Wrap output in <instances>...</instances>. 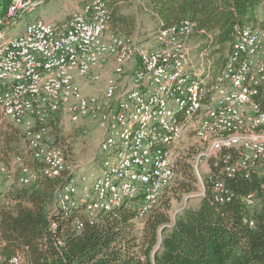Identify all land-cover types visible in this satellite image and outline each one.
Returning a JSON list of instances; mask_svg holds the SVG:
<instances>
[{
  "label": "built area",
  "instance_id": "2783aa9c",
  "mask_svg": "<svg viewBox=\"0 0 264 264\" xmlns=\"http://www.w3.org/2000/svg\"><path fill=\"white\" fill-rule=\"evenodd\" d=\"M44 2L10 0L0 14V111L24 140L11 160L18 184L58 181L51 214L68 215L82 205L91 223L137 198L139 214H147L174 178L171 148L186 132L201 146L193 164L200 198L204 159L218 170L209 169L206 177L219 204L233 198L224 178L262 172L264 22L234 27L227 58L208 83L200 79L208 69L191 61L188 43L196 31L187 19L157 30L148 49L112 32L106 2L91 0L64 24L37 20L6 36L16 20ZM82 81L101 86L87 94ZM59 116L91 122L100 131L98 176L76 177L63 150L45 143L49 122ZM0 173L10 176L4 165ZM242 200L250 205L253 195ZM74 227L79 230L82 221ZM0 264L25 262L18 254H0Z\"/></svg>",
  "mask_w": 264,
  "mask_h": 264
},
{
  "label": "trees",
  "instance_id": "16d2710c",
  "mask_svg": "<svg viewBox=\"0 0 264 264\" xmlns=\"http://www.w3.org/2000/svg\"><path fill=\"white\" fill-rule=\"evenodd\" d=\"M9 1L0 0V14ZM143 1L159 23L157 30L191 21L200 41L198 50L207 57L224 52L234 27L253 24L258 9H264V0ZM106 4L110 30L129 37L134 19L118 15L116 2ZM223 59L219 56L217 61ZM221 68L211 78L203 74L200 79L213 82ZM19 133L13 126L3 133L0 162L21 154ZM212 164L210 169L216 173ZM180 168L185 177H191L188 166ZM223 181L233 193L230 202L214 201L212 182L205 176L198 207L183 210L168 227L165 210L139 214L141 198L98 214L91 223L82 205L68 215L51 214L57 180L29 185L16 180L5 194L6 201H0V254L6 258L19 254L25 264H264V169L249 179L237 174ZM189 183L182 187L184 191H192L194 179ZM248 194L253 195L250 205L242 200ZM141 218L143 226L138 230L134 222ZM76 220L82 221L79 230L74 227Z\"/></svg>",
  "mask_w": 264,
  "mask_h": 264
},
{
  "label": "rangeland",
  "instance_id": "374dc122",
  "mask_svg": "<svg viewBox=\"0 0 264 264\" xmlns=\"http://www.w3.org/2000/svg\"><path fill=\"white\" fill-rule=\"evenodd\" d=\"M91 0H45L44 4L37 10L30 14L23 15L16 20L13 27H11L6 36L13 37L21 33L24 26L28 23L43 20L55 24H64L68 22L71 15L82 6V4ZM111 3L116 2L118 8V15L122 17L133 18L135 26L129 37L144 48H153L154 34L158 29V21L154 14H152L146 7L143 0H105ZM264 22V9H258L256 13V21L252 25H260ZM116 34L124 35L119 30L114 31ZM199 38L194 33L188 43L190 48L191 61L195 67H205L209 69L210 78L223 65L229 53V47L224 52L217 53L214 56L207 57L205 54L199 52ZM219 56H223V60L218 62ZM105 73H108L106 71ZM100 84V83H99ZM83 90L85 93H95L97 87L101 85L90 84L82 81ZM95 90V91H94ZM13 126L8 119L0 111V138L3 133L8 131V128ZM14 127V126H13ZM101 138L100 131L88 121H82L78 124L71 123L66 116L56 117L49 122L48 130L45 136V143L60 147L65 155L67 164L75 169V176L78 177L82 172L86 175L98 176L100 174V160L101 153H98L97 147ZM18 143L20 151H23L24 140L21 133L18 135ZM201 146L194 138L191 132L183 134L181 140L172 145L171 158L175 165V175L171 184L163 190L158 203L151 210L166 211L170 218L167 224L170 227L177 215L181 214L183 210L195 209L200 202L199 188L195 172L193 170L194 160ZM13 157V156H12ZM12 157L7 163L0 162L8 170L10 176L0 173V192L2 197L0 201H6L5 194L16 185V168L12 165ZM27 159V157H26ZM188 166L190 169V178L185 177L180 168L181 165ZM210 160L204 159L200 162L199 173L204 179L210 169ZM80 168V169H78ZM78 169V170H77ZM90 177V181L93 179ZM194 179L192 183V191L187 192L182 189L183 186L191 185L189 182ZM82 185H80V188ZM138 206V205H137ZM146 215V214H144ZM143 215V216H144ZM142 218L136 220L135 226L141 230ZM19 255V254H18ZM21 256V255H20Z\"/></svg>",
  "mask_w": 264,
  "mask_h": 264
},
{
  "label": "crops",
  "instance_id": "0c3cea01",
  "mask_svg": "<svg viewBox=\"0 0 264 264\" xmlns=\"http://www.w3.org/2000/svg\"><path fill=\"white\" fill-rule=\"evenodd\" d=\"M104 75H107V73H105ZM95 91V90H94ZM97 92V89H96V91H95V93ZM88 94V93H87Z\"/></svg>",
  "mask_w": 264,
  "mask_h": 264
}]
</instances>
